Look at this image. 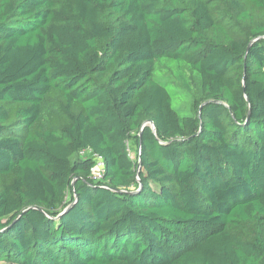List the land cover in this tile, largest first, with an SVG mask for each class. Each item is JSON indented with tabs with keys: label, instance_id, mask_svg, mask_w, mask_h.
Listing matches in <instances>:
<instances>
[{
	"label": "trees",
	"instance_id": "16d2710c",
	"mask_svg": "<svg viewBox=\"0 0 264 264\" xmlns=\"http://www.w3.org/2000/svg\"><path fill=\"white\" fill-rule=\"evenodd\" d=\"M0 262L264 264V0H0Z\"/></svg>",
	"mask_w": 264,
	"mask_h": 264
},
{
	"label": "built area",
	"instance_id": "2783aa9c",
	"mask_svg": "<svg viewBox=\"0 0 264 264\" xmlns=\"http://www.w3.org/2000/svg\"><path fill=\"white\" fill-rule=\"evenodd\" d=\"M80 156L82 158L90 157L94 161V165L91 168L90 178L95 182L103 180L105 174V162L103 157L98 153H95L92 149L81 151Z\"/></svg>",
	"mask_w": 264,
	"mask_h": 264
},
{
	"label": "rangeland",
	"instance_id": "374dc122",
	"mask_svg": "<svg viewBox=\"0 0 264 264\" xmlns=\"http://www.w3.org/2000/svg\"><path fill=\"white\" fill-rule=\"evenodd\" d=\"M163 81H168V77H162ZM180 97H183V101L181 102V107L188 113L192 114V107H191V98L188 97L187 93H181ZM131 157L134 158L135 154L130 150ZM0 264H6L3 262H0Z\"/></svg>",
	"mask_w": 264,
	"mask_h": 264
},
{
	"label": "water",
	"instance_id": "95a60500",
	"mask_svg": "<svg viewBox=\"0 0 264 264\" xmlns=\"http://www.w3.org/2000/svg\"><path fill=\"white\" fill-rule=\"evenodd\" d=\"M208 104V103H207ZM206 105V104H205ZM205 105H202V107H201V109L203 108V106H205ZM201 109H200V111H201ZM150 123V122H149ZM151 125H152V127L155 129V127H154V124L151 122L150 123ZM147 124H145L144 126H146ZM71 208L72 207H68L65 211H64V213H67V212H69L70 210H71Z\"/></svg>",
	"mask_w": 264,
	"mask_h": 264
}]
</instances>
